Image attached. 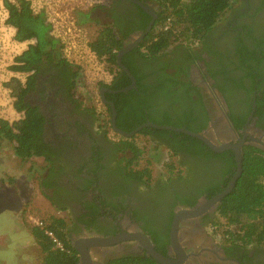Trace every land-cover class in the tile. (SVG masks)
I'll use <instances>...</instances> for the list:
<instances>
[{
	"label": "flooded vegetation",
	"instance_id": "af4514ba",
	"mask_svg": "<svg viewBox=\"0 0 264 264\" xmlns=\"http://www.w3.org/2000/svg\"><path fill=\"white\" fill-rule=\"evenodd\" d=\"M138 1L158 12L155 1ZM238 1L225 19L190 47L172 46L146 59L138 49L140 40L126 53L125 65L136 79L135 87L115 92L132 86L122 70L116 80L123 87L98 85L99 94L107 89L105 98L118 93L129 97L116 102L122 125L135 118L144 119L138 126L167 119L171 126L204 133L217 147L241 144L242 161L246 147L264 153V0ZM140 9L146 12L133 0H114L97 10L101 19L116 17L126 26L125 46L136 43L145 30ZM58 72L54 77L52 72L39 74L26 97L45 118L41 146L52 158L46 160L41 190L53 207L66 212L70 239L112 240L90 248V259H78V264H114L130 257L165 264L148 254L144 237L158 253L178 264H264V246L236 245L216 225L224 196L213 200L229 186L237 169L233 148L213 149L194 137L200 148L187 150L186 140L187 149L174 150L167 141L175 142L172 134L141 133L149 127L129 138L114 131L111 137L100 126L105 112L93 114L86 100L77 107L63 83L66 75ZM109 75L105 83L115 79ZM108 101L114 105L116 123V105ZM102 104L111 122L112 107ZM137 134L162 148L168 163L176 166L172 172L166 169L150 181L130 176L141 160L134 164L139 156L126 140Z\"/></svg>",
	"mask_w": 264,
	"mask_h": 264
},
{
	"label": "trees",
	"instance_id": "16d2710c",
	"mask_svg": "<svg viewBox=\"0 0 264 264\" xmlns=\"http://www.w3.org/2000/svg\"><path fill=\"white\" fill-rule=\"evenodd\" d=\"M153 1L158 4L157 18L138 48L146 59H154L172 46L190 47L191 44L202 41L237 0ZM3 5L7 10L6 23L15 29L14 38L18 42H27V47L13 58V63L8 67L13 72L25 73V80L12 76L3 82V86L9 89L13 98L14 109L22 112L23 116L13 122L0 119V139L13 143L12 153L21 161H27L32 156H45L49 161L52 159L51 153L41 146L45 118L39 108L32 106L26 97L36 87L39 74L52 72L54 77L59 73L58 71H61L60 73L66 75L63 83H67L69 98L77 107H80L82 102L77 96L76 87L81 86V67L66 58L63 54L65 47L63 39L55 35L53 24L48 21L44 12H35L30 0H4ZM105 6L107 5L97 4L88 10H77L76 23L96 26L95 35L87 42V47L94 57L105 65L108 73L115 77L112 82H100V85L115 89L123 87L119 85L122 82L119 83L116 80L122 73L117 63V54L124 45L126 26H123L121 20L116 17L114 21L100 23L98 14L100 12L97 9H104ZM140 12L143 14L141 27L145 29L152 17L141 9ZM127 28H130V24ZM126 56V54L123 56L124 65ZM51 79L49 78L50 81ZM135 91L132 90L130 93L133 94ZM127 97L125 93L106 94V98L113 101L115 105L118 100L127 99ZM88 109L93 114L97 113L95 107ZM116 110V124L124 131H132L144 121V119L129 118L130 124L124 126L119 121L120 109L117 105ZM108 122L112 129L110 117ZM154 123L173 124L167 119ZM141 133L172 134L176 140L175 142L167 140L170 149H187L185 148L186 140L190 142L188 145L190 149L187 150L197 149L198 146L200 148L196 138L181 132L149 127L141 130ZM126 144L136 158L142 152L135 143L126 140ZM175 167L173 162H169L166 169L172 172ZM130 176L148 181L153 179L149 165H141L140 168L132 171ZM217 218L216 225L223 227L222 235L227 241L243 246L252 244L264 246V153L260 150L245 148L242 173L233 189L222 198L218 206ZM30 231L41 252L38 264H78V252L72 246L65 218L50 216L42 221V224L31 226ZM47 231L53 233L60 246H57ZM114 264L155 263L152 258L130 257L116 260Z\"/></svg>",
	"mask_w": 264,
	"mask_h": 264
},
{
	"label": "rangeland",
	"instance_id": "374dc122",
	"mask_svg": "<svg viewBox=\"0 0 264 264\" xmlns=\"http://www.w3.org/2000/svg\"><path fill=\"white\" fill-rule=\"evenodd\" d=\"M3 1L0 0V119L13 122L21 118L23 113L14 109L13 98L3 82L12 76L25 80V73L13 72L8 67L13 63V58L26 49L27 42H18L14 38L15 29L6 23L7 10ZM30 1L35 12L45 13L48 21L53 24L55 35L63 39V54L66 58L81 67V86L76 87L77 96L80 100H86L88 106L95 107L99 114L105 112L101 124L112 137L113 134L108 128V114L103 107L98 86L100 82H109L110 75L105 65L87 47V42L95 35L96 26L78 25L76 11L88 10L97 4L108 6L114 0ZM238 3V0L235 1L232 7ZM155 8H158L157 2ZM99 20L100 23L106 22L105 19ZM128 140L142 150L134 162L135 165L139 160L140 166L149 165L153 178L161 172L165 173L169 163L162 154V148L147 141L141 134ZM12 145L8 140L0 139V264H38L41 252L31 234V226L50 216H61L69 222L66 212L53 207L41 192L39 184L47 163L45 159L32 156L27 161H21L13 155ZM219 230L223 232L224 229L219 226ZM4 237L6 241H3Z\"/></svg>",
	"mask_w": 264,
	"mask_h": 264
},
{
	"label": "water",
	"instance_id": "95a60500",
	"mask_svg": "<svg viewBox=\"0 0 264 264\" xmlns=\"http://www.w3.org/2000/svg\"><path fill=\"white\" fill-rule=\"evenodd\" d=\"M133 1L136 2V3H138L140 6H142L145 9V11L148 14H150V16L152 18H151V21L149 22L148 26L145 28V30L139 35V38L136 41V43L125 45L118 52V54H117V63H118V66L121 68V70L123 72H125L131 78V80H132V86L127 87V88H124V89L122 88L120 90H115V92H125L126 93L129 89L135 87L136 79L132 75V73L130 72V69L126 65L123 64V56L134 45H137V43L140 40L142 41V39L145 37V35L152 29L153 24L155 22V19L157 18V13L152 8V5L146 6V5L142 4L138 0H133ZM148 2H150V1H148ZM105 91H107V89H102L100 91V94H101L102 101L105 104H108V105H110L112 107L113 113H112V117H111V125H112V128H113V131L116 132V133H118V134H120V135H122V136H124V137H127V138L132 137L133 135H135L136 133H138L142 128H144V127H151V128H155V129L173 130V131H176V132H181V133H184V134H187V135L196 137L198 139H201V140L205 141L213 149H222V148L225 149V148H228V147L233 148L235 150L236 162H237L236 173L234 174V176H233V178H232L229 186L222 193H220L219 195H217L214 198L213 201H220L223 196L227 195L233 189L236 180L239 178V176L242 173V154L240 152V146H241V144L235 146V145H232L230 143H223L222 146L217 147V145L213 144L210 139H207V137L202 132L191 131V130H189L187 128H183V127H174V126H171V125H160V124H155V123H150V122L136 127L131 132L123 131V130L119 129L116 126V123H115L116 111H115V108H114L113 103L110 102V101H108L105 98V94H104ZM138 235H140V234H138ZM134 236L137 237V235H134ZM141 236H143V235H141ZM144 240H145V248L147 249L148 254L151 257H153L157 262L165 263V264H178L177 261L172 260V259H169V258H166L163 255H161L160 253H158L154 249V247L152 246V244L150 243V241H148V239L146 237H144ZM111 241L112 240H108L107 238H103V237H81V238L80 237L79 238H77V237L75 238L74 237V238L71 239L72 246L76 249V251L79 254V262H82L84 260L87 261V260L90 259V257H89V250L93 246L102 245V244H108Z\"/></svg>",
	"mask_w": 264,
	"mask_h": 264
},
{
	"label": "built area",
	"instance_id": "2783aa9c",
	"mask_svg": "<svg viewBox=\"0 0 264 264\" xmlns=\"http://www.w3.org/2000/svg\"><path fill=\"white\" fill-rule=\"evenodd\" d=\"M73 45V47H74V44H72ZM109 119V118H108ZM108 128L111 130V133H113V129H111L110 128V126H109V122H108ZM37 224L39 225V224H42V221L41 220H39L38 222H37ZM47 234L57 243V246H60V243L59 242H57V240H56V238L54 237V235H53V233L52 232H49V231H47Z\"/></svg>",
	"mask_w": 264,
	"mask_h": 264
},
{
	"label": "crops",
	"instance_id": "0c3cea01",
	"mask_svg": "<svg viewBox=\"0 0 264 264\" xmlns=\"http://www.w3.org/2000/svg\"><path fill=\"white\" fill-rule=\"evenodd\" d=\"M225 16H226V14L223 16L222 19H225ZM222 19H221V20H222ZM100 126L103 127L102 124H101ZM96 129H97V128H95V127L93 128L94 131H95ZM108 135H109V134H108ZM43 158H44V157H43ZM46 160H47V159H45V161H46ZM47 161H48V160H47ZM47 161H46V162H47ZM47 165H48V162L46 163V167H47ZM46 167H45V168H46ZM44 171H45V169H44ZM39 185H40V187H42L41 181H40V184H39ZM41 192H42V190H41ZM42 193H43V192H42ZM6 200H10V199L6 198ZM59 211H61V210H59ZM0 217H1V214H0ZM56 217H61V216H56ZM6 240H7V239L4 237V238H3V241H6Z\"/></svg>",
	"mask_w": 264,
	"mask_h": 264
},
{
	"label": "clouds",
	"instance_id": "9594fccd",
	"mask_svg": "<svg viewBox=\"0 0 264 264\" xmlns=\"http://www.w3.org/2000/svg\"><path fill=\"white\" fill-rule=\"evenodd\" d=\"M36 225V224H35Z\"/></svg>",
	"mask_w": 264,
	"mask_h": 264
}]
</instances>
